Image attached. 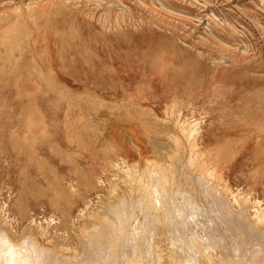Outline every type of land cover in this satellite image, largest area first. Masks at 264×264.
Here are the masks:
<instances>
[{
    "label": "rangeland",
    "instance_id": "obj_1",
    "mask_svg": "<svg viewBox=\"0 0 264 264\" xmlns=\"http://www.w3.org/2000/svg\"><path fill=\"white\" fill-rule=\"evenodd\" d=\"M154 172L180 225L148 201ZM121 197L144 264L263 255L264 0H0V226L81 258Z\"/></svg>",
    "mask_w": 264,
    "mask_h": 264
},
{
    "label": "bare ground",
    "instance_id": "obj_2",
    "mask_svg": "<svg viewBox=\"0 0 264 264\" xmlns=\"http://www.w3.org/2000/svg\"><path fill=\"white\" fill-rule=\"evenodd\" d=\"M206 2V1H205ZM198 14V13H197ZM163 17H164V15H163ZM195 17V16H194ZM208 22V21H207ZM226 23V22H225ZM224 24V23H223ZM233 27H234V25H233ZM210 36V35H209ZM216 37V36H215ZM211 39V38H210ZM213 40V39H212ZM215 41V40H214ZM10 45V44H9ZM14 45V44H13ZM215 46V45H214ZM221 49V48H220ZM220 55V54H219ZM221 59V58H220ZM227 59V58H226ZM226 59H224V61H226ZM221 61H223V60H221ZM221 61H220V64H221ZM223 63H225V62H223ZM222 63V64H223ZM219 64V65H220ZM173 107V106H172ZM173 115V114H172ZM176 122V121H175ZM183 128V127H182ZM183 131V130H182ZM194 133H195V131H194ZM193 134V133H192ZM189 135H191V134H189ZM180 154V153H179ZM186 159V158H185ZM184 159V160H185ZM188 161V160H187ZM190 162V161H189ZM189 164V163H188ZM151 165H152V163H151ZM147 167V166H146ZM155 167V166H154ZM170 167V166H169ZM173 167V166H172ZM171 168V167H170ZM190 168V167H189ZM152 169H153V167H152ZM159 169V168H158ZM150 170H151V168H150ZM159 170H161V169H159ZM158 170V171H159ZM192 170H193V167H192ZM147 171H149V170H147ZM152 171V173H153V170H151ZM172 171H174V170H171V173H172ZM197 171V170H196ZM176 172V171H175ZM150 172H148V174H149ZM157 173H159V172H157ZM197 173H199V172H197ZM196 173V174H197ZM142 174V173H141ZM148 174H145L146 176V178H147V175ZM160 174H161V171H160ZM183 174V173H182ZM152 175V177L150 178V180H146V181H149V184L147 185V186H149V188L152 190V191H150V193L148 192V194H150V195H148V201L150 202V204H151V207L153 206V204L155 203V202H158V204L159 205H161L162 207H164V209L166 210V212H164V214L166 215L167 214V216H169V218H170V221H171V223H173V222H176V223H179V222H181V220H179V214H181V213H179V211H175L176 209L178 210V203L173 199V202H171V203H169L168 205L169 206H167L166 207V205H167V203L168 202H166V200L167 201H169V199H170V197H169V199H166L165 200V204L164 203H162L161 202V200L160 201H157V199L159 198V197H157L156 195H158V194H156L157 193V191H158V189H159V187L156 185V183H155V179H156V177H155V175H157V174H155V172H154V176H153V174H151ZM177 175H179V174H177ZM142 176V175H141ZM158 176V175H157ZM162 176V175H161ZM173 176V180H174V175H172ZM182 176V175H181ZM192 176V175H191ZM190 176V177H191ZM196 176H198V175H196ZM202 176V175H201ZM158 177H160V176H158ZM170 177V176H169ZM177 177V176H176ZM188 177V176H187ZM194 177H195V175H194ZM203 177H205V176H203ZM203 177H201V178H203ZM149 178V177H148ZM153 178V179H152ZM155 178V179H154ZM162 178H164V177H162ZM184 178H185V176H184ZM192 178V177H191ZM200 178V179H201ZM140 179V178H139ZM160 179H161V177H160ZM167 179V178H166ZM205 178H203L202 180H204ZM157 180V179H156ZM165 180V179H164ZM170 180V179H169ZM168 180V181H169ZM180 180V179H179ZM191 180V179H190ZM167 181V180H166ZM187 181V180H186ZM205 181V180H204ZM157 182H159L158 180H157ZM181 182V181H180ZM187 182H189V180L187 181ZM192 182H194V181H192ZM192 182H190V183H192ZM195 182H197V181H195ZM201 182V181H200ZM203 182V181H202ZM161 183V182H160ZM162 183H163V179H162ZM139 184H140V182H139ZM157 184H159V183H157ZM164 184H166V182H164ZM204 184L206 185H208L209 186V184L208 183H206V182H204ZM160 185V184H159ZM169 185V184H168ZM200 185V184H199ZM139 186H142V185H139ZM146 186V187H147ZM191 186H192V184H191ZM210 186H213V185H211L210 184ZM143 187V186H142ZM163 187V186H162ZM166 187V186H165ZM165 187H163V188H165ZM174 187V186H173ZM173 187H172V189H173ZM178 187V186H177ZM200 187V186H199ZM205 187V186H204ZM207 187V186H206ZM145 188V187H144ZM148 188V187H147ZM201 188L203 189V187L201 186ZM143 189V188H142ZM202 189H201V191H202ZM212 189V188H211ZM139 190V189H138ZM137 190V191H138ZM169 190H170V186H169ZM168 189L166 190V191H169ZM213 190V189H212ZM134 191V190H133ZM146 192H147V190H145ZM149 191V190H148ZM160 191H162V189L160 188ZM165 191V192H166ZM172 191H174V190H172ZM214 191V190H213ZM145 192V193H146ZM164 192V191H163ZM182 192V191H181ZM180 192V193H181ZM203 192H204V189H203ZM211 192V191H210ZM139 193V192H138ZM140 193H144V190H142V192H140ZM144 193V194H145ZM159 194H160V192H158ZM166 193H168V192H166ZM169 193H171V191H169ZM176 193V192H175ZM174 193V194H175ZM214 193V192H213ZM133 194H135V193H133ZM179 194V193H178ZM207 194H209V192L207 193ZM147 194H145V196H146ZM161 195H162V192H161ZM160 195V196H161ZM169 195V194H168ZM177 195V194H176ZM189 195V194H188ZM215 195V194H214ZM213 195V196H214ZM141 196V195H140ZM159 196V195H158ZM163 196V195H162ZM166 196V195H165ZM165 196H163L164 197V199H165ZM170 196H172V195H170ZM216 196V195H215ZM214 196V197H215ZM162 197V198H163ZM176 197V196H175ZM181 197V196H180ZM217 197V196H216ZM139 198V197H138ZM145 197L143 196V198H142V200L144 199ZM161 198V197H160ZM161 198V199H162ZM168 198V197H167ZM173 198V196L171 197V199ZM213 198V197H212ZM124 198L123 197H121V199L120 200H123ZM137 199V198H136ZM170 199V200H171ZM184 199V198H183ZM188 199H189V197H188ZM218 199V198H217ZM233 199V198H232ZM135 200V199H134ZM142 200H140L141 202H142ZM145 200V199H144ZM187 200V199H186ZM126 201V202H125ZM123 200V202H122V204H120V203H118V204H120V206H118V204H115V205H112V206H110L109 205V208L107 209V211H110L111 213H112V217H109L108 216V214L105 212V211H103V212H105V214H107V217L106 218H104L103 220H101V225L99 224V226H94V227H92L90 230H84V235H83V239H84V241H83V246H82V251H83V256H82V254H81V258H77V257H71V256H65V255H62L61 253H59V251H58V249H50L49 247H46V246H44V245H41L40 243H38V241L36 240V238L32 235V234H28L26 237H25V239L26 238H30V242H33V243H35L40 249H43L44 250V253H45V255H44V264H118V261L120 260H117V254H118V252H120V251H123V250H121L122 249V247L124 246V244H126V241H128L127 243H130V246H131V249H130V251H131V253L128 251V253L126 252V255H128V254H131L130 256H129V258H128V256L126 257L125 256V252H124V254H123V258L124 257H126V258H124L125 260H127L128 259V261L130 260L131 261V263L130 262H127L126 261V263L125 264H144L143 263V261L145 262L146 261V258H148L147 257V254L145 255V252L144 253H142L143 251H144V249H146L145 247H143L144 246V244L146 243V240H151L152 239V236L151 235H148V236H146V234H144V235H141V234H139V230L136 232L135 231V229L139 226H137V227H134V225H133V227L131 228V229H133L131 232H126L127 233V235H125V236H121V235H118V234H115L116 232L118 233V231L120 232L122 229H121V227H118L117 228V226H120V225H122L123 223H124V221H125V223H126V219L128 218V216L127 215H125V213L123 212V210H124V208H125V206H127L128 204L127 203H129V201H130V199L127 201V200ZM146 201V200H145ZM145 201H143V202H145ZM148 201H146V202H148ZM162 201H164V200H162ZM201 201V200H200ZM204 201V200H203ZM132 202H133V199H132ZM145 202V203H146ZM185 202V201H184ZM144 203V204H145ZM219 204V202H217L216 201V204ZM223 203V202H222ZM127 204V205H126ZM133 204H134V202H133ZM138 204H139V202H138ZM157 204V203H156ZM155 204V205H156ZM186 204V203H185ZM192 204H193V202H192ZM202 204H203V202H202ZM214 204V203H213ZM141 205H143V204H141ZM140 205V206H141ZM153 206L154 208H157V205L156 206ZM158 205V206H159ZM191 205V204H190ZM230 205V204H229ZM107 206V205H106ZM130 206V205H129ZM129 206H127V207H129ZM136 206V205H135ZM140 206H137V208H140ZM195 206H197V205H195ZM209 206V205H208ZM211 206V205H210ZM215 206V205H214ZM133 207V206H132ZM131 207V208H132ZM144 208H147V207H145V206H143ZM142 207V208H143ZM162 207H158L160 210H161V208ZM182 207V206H181ZM218 207V205L217 206H215L214 208H217ZM222 207H223V205H221L219 208H221L222 209ZM130 208V209H131ZM136 208V209H137ZM192 208V207H191ZM190 208V209H191ZM218 208V209H219ZM245 208V207H244ZM126 209V208H125ZM128 210H129V208H127ZM125 210V212L126 213H128L127 211L128 210ZM141 209V208H140ZM164 209L161 211L162 212V214H163V211H164ZM174 209V210H173ZM182 209H183V207H182ZM211 209V208H210ZM246 209V208H245ZM146 210H148V211H150V209H146ZM157 210V209H156ZM160 210H158L157 212L159 213V211ZM181 210V209H180ZM217 210V209H216ZM215 210V211H216ZM226 209H224V211H225ZM244 210V209H243ZM119 211H121V212H123L122 213V216L120 217V215H121V212H119ZM130 211H132V210H130ZM139 211V210H138ZM142 211V210H141ZM153 211V210H152ZM219 211V210H218ZM221 211H223V209L221 210ZM222 212L223 214L226 212ZM101 212V211H100ZM102 212V213H103ZM181 212H184L183 210L181 211ZM220 212V211H219ZM232 212V211H231ZM230 212V213H231ZM109 213V212H108ZM142 213H143V211H142ZM229 213V212H228ZM227 213V214H228ZM110 214V213H109ZM129 214H130V212H129ZM136 214V213H135ZM135 214L133 215V216H135ZM146 214V213H145ZM148 214V213H147ZM146 214V215H147ZM151 214V213H150ZM183 214V213H182ZM210 214V213H209ZM213 214H215V213H213ZM227 214H226V216H227ZM263 214V213H262ZM123 215L125 216V217H123ZM131 215V214H130ZM155 215V214H154ZM158 215V214H157ZM187 215V214H186ZM190 215V214H189ZM212 215V214H211ZM216 215V214H215ZM225 215V214H224ZM223 215V216H224ZM229 215V214H228ZM142 216H143V214H142ZM148 216V215H147ZM146 216V217H147ZM150 216H153L152 214L150 215ZM156 216V215H155ZM159 216V215H158ZM178 216V217H177ZM184 216V215H183ZM226 216H224V217H226ZM231 216H232V214H231ZM238 216V215H237ZM236 216V217H237ZM160 217V216H159ZM166 216H164V218H165ZM181 215H180V219H181ZM223 217V218H224ZM230 217V216H229ZM228 217V219H231V218H229ZM234 216H232V218H233ZM235 217V218H236ZM240 217V219H242L243 220V222L245 223L244 225L245 226H248L249 228H253V226L249 223V221H248V219L247 218H245V216H243V213H242V215L241 216H239ZM244 217V218H243ZM133 218V217H132ZM137 217L135 216V219H136ZM147 218H149V217H147ZM168 218V217H167ZM197 218H198V216H197ZM217 218V217H216ZM152 219V218H151ZM205 219V218H204ZM225 219V218H224ZM123 220V221H122ZM132 220H134V219H132ZM147 220H149V219H147ZM157 220V219H156ZM163 220V219H162ZM182 220H186V219H182ZM189 220V219H188ZM232 220V219H231ZM234 220V219H233ZM129 221V220H128ZM136 221H137V219H136ZM135 221V222H136ZM154 221H155V219H154ZM153 221V222H154ZM179 221V222H178ZM208 221V220H207ZM230 221V220H229ZM237 221H238V219H237ZM146 222V221H145ZM183 222V221H182ZM188 222V221H187ZM227 222H228V220H227ZM234 222V221H233ZM232 222V223H233ZM239 223L237 224L238 226L240 225V221H238ZM129 223V222H128ZM127 223V224H128ZM155 223V222H154ZM162 223V222H161ZM212 223V222H211ZM225 223V225H226V222H224ZM229 223V222H228ZM227 223V225L229 226V224ZM231 223V224H232ZM132 223H130V226H132L131 225ZM134 224V223H133ZM137 224V223H136ZM151 224V223H150ZM149 224V225H150ZM158 224V223H157ZM174 224V223H173ZM185 224V223H184ZM126 225V224H125ZM145 225V224H144ZM172 225V224H171ZM179 225H180V223H179ZM233 225V224H232ZM231 225V226H232ZM235 225V224H234ZM237 225L235 226V227H237ZM243 225V226H244ZM124 226V225H123ZM128 226H129V224H128ZM146 226V225H145ZM152 226V225H151ZM155 226V225H154ZM154 226H152V228L154 227ZM176 226V225H175ZM208 226V225H207ZM214 226V225H213ZM230 226V227H231ZM187 227V226H186ZM195 227V226H194ZM219 227V226H218ZM221 227V226H220ZM235 227H233V228H235ZM127 229H128V227H126ZM125 228V229H126ZM130 228V227H129ZM150 228V227H149ZM192 228V227H191ZM212 228V227H211ZM232 227L230 228V229H233ZM238 228V227H237ZM121 229V230H120ZM170 229V228H169ZM172 229V228H171ZM215 229V228H214ZM148 231L149 230H151V231H153V229H147ZM188 230V229H187ZM213 230V229H212ZM225 230V229H224ZM234 230V229H233ZM232 230V231H233ZM238 230H240V229H237V231ZM251 230V229H250ZM255 230H257V229H255ZM255 230H253V231H255ZM123 232H124V230H122ZM126 231V230H125ZM173 231V230H172ZM186 231V230H185ZM227 231V230H226ZM246 231V232H245ZM252 231V230H251ZM0 232H3V233H6L7 234V239H8V241L12 244V245H15V246H17V247H19V246H21L22 245V242L25 240H16V239H13V237L12 236H10L9 234H8V232L5 230V228L4 227H1L0 226ZM122 232V235L124 234ZM142 232V234H143V231H141ZM211 232V231H210ZM214 232V231H213ZM231 232V231H230ZM229 232V233H230ZM236 232V231H235ZM234 232V233H235ZM241 232V231H240ZM239 232V233H240ZM258 232V231H257ZM256 232V233H257ZM125 233V234H126ZM145 233H146V231H145ZM174 233H175V231H174ZM237 233V232H236ZM238 233V234H239ZM253 233V232H252ZM119 234H121V233H119ZM152 234H153V232H152ZM167 234V233H166ZM171 234H173V233H171ZM182 234V233H181ZM189 234V233H188ZM193 234V233H192ZM241 234V233H240ZM244 234V235H243ZM251 234V233H250ZM258 234V233H257ZM261 234V233H260ZM259 234V235H260ZM154 235V234H153ZM174 235V234H173ZM180 235V234H179ZM184 235V234H183ZM242 235H243V237L245 236H249V233L247 232V229H245L244 228V231H242ZM254 235V234H253ZM253 235H251V236H253ZM258 235V236H259ZM262 235V234H261ZM258 236H256V237H258ZM154 237V236H153ZM172 237V236H171ZM186 237V236H185ZM194 237V236H193ZM228 237V236H227ZM233 237V236H232ZM239 237V236H238ZM241 237V236H240ZM239 237V238H240ZM255 237V238H256ZM259 237H261V236H259ZM258 237V238H259ZM234 238V237H233ZM253 238V237H252ZM261 238H264V237H261ZM82 239V240H83ZM183 239H184V237H183ZM196 240V238L194 237L193 238V240ZM217 239V238H216ZM221 239H226V237L225 238H221ZM232 239V238H231ZM236 239V238H235ZM240 239H242L243 240V238H240ZM245 239V238H244ZM247 239V238H246ZM250 239V238H249ZM153 240V239H152ZM177 240V239H176ZM180 240V239H179ZM191 240H192V238H191ZM206 240V239H205ZM248 240V239H247ZM257 240V239H256ZM264 240V239H263ZM155 241V240H154ZM178 241V240H177ZM186 241V240H185ZM199 241V240H198ZM204 241V240H203ZM215 241V240H214ZM231 241V240H230ZM234 241H236V240H234ZM243 241H245V243H246V240H243ZM250 241V240H249ZM252 241L253 240H251V242L250 243H252ZM255 241V240H254ZM179 242V241H178ZM181 242V241H180ZM183 242V241H182ZM196 242V241H195ZM195 242H193L194 244H195ZM205 242V241H204ZM240 242V241H239ZM193 243L191 244V245H193ZM206 243H208V242H206ZM213 243H216L217 244V242H213ZM212 243V244H213ZM222 243V242H221ZM228 243V242H227ZM234 243V242H233ZM241 244L242 243H244V242H240ZM245 243H244V245H245ZM257 244H258V248H259V243L258 242H256ZM155 244V243H154ZM183 244V243H182ZM186 243H184V245H185ZM197 244V243H196ZM198 244H201L200 242H198ZM197 244V245H198ZM239 244V243H238ZM241 244H239V245H241ZM247 244V243H246ZM253 244V243H252ZM196 245V246H197ZM208 244H206V246H207ZM210 245V244H209ZM213 245H215V244H213ZM218 245V244H217ZM216 245V246H217ZM236 245H237V243L235 242V246H234V249L236 248ZM128 245H125V248L127 247ZM145 246H146V244H145ZM179 246H180V244H179ZM183 246V245H182ZM242 246H243V244H242ZM247 246H248V244H247ZM252 246V245H251ZM143 247V248H142ZM154 247V246H153ZM176 247H178L177 245H176ZM189 247V246H188ZM210 247V246H209ZM237 247H238V245H237ZM240 247V246H239ZM244 247V246H243ZM253 247V246H252ZM251 247V248H252ZM159 248V247H158ZM186 248V247H185ZM194 248V247H193ZM208 248V247H207ZM227 248V247H226ZM226 248H225V250H226ZM244 248H246L247 249V247H244ZM244 248H242L241 247V250L242 249H244ZM249 248V247H248ZM257 248V247H256ZM262 248V247H261ZM127 249V248H126ZM178 249V248H177ZM187 249V248H186ZM195 249V248H194ZM204 249V248H203ZM217 249V248H216ZM219 249V248H218ZM217 249V250H218ZM223 249V248H222ZM254 249V248H253ZM4 250H6V249H4V246H3V244H0V252H2V251H4ZM60 250V249H59ZM159 250V249H158ZM224 250V251H225ZM237 250H239V249H237ZM81 251V250H80ZM154 251V250H153ZM155 251H156V249H155ZM182 251V250H181ZM185 251V250H184ZM195 251V250H194ZM193 251V252H194ZM212 251H215L214 249H212ZM236 251V250H235ZM255 251H257L256 249H255ZM263 251V250H262ZM148 252H149V249H148ZM188 252V251H187ZM186 252V253H187ZM189 252H191V251H189ZM192 252V253H193ZM220 252V251H219ZM227 252V251H226ZM251 252V251H250ZM249 252V253H250ZM253 252V251H252ZM251 252V253H252ZM123 253V252H122ZM121 253V254H122ZM156 253V252H155ZM185 253V254H186ZM192 253H190V254H192ZM215 253V252H214ZM218 253V252H217ZM216 253V254H217ZM233 253V252H232ZM250 253V254H251ZM256 253V252H255ZM259 253V252H258ZM257 253V254H258ZM120 254V255H121ZM143 254V255H142ZM149 254V253H148ZM157 254V253H156ZM162 254V253H161ZM161 254L159 255V257L161 256ZM179 254H180V252H179ZM197 254V253H196ZM250 254H249V256H250ZM256 254V255H257ZM262 254L263 255H260L259 257L258 256H256L257 257V259H256V257H252V258H255V259H251V257L250 258H248L247 257V259L244 257V259L245 260H249L250 261V264H264V253L262 252ZM119 255V254H118ZM150 255V254H149ZM167 255V254H166ZM219 255V254H218ZM221 255V254H220ZM232 255V254H231ZM254 255V254H253ZM73 256V255H72ZM145 256V257H144ZM186 256H187V254H186ZM188 256H190V255H188ZM222 256H224V254H222ZM237 256V255H236ZM152 257V256H151ZM155 257H157V256H155ZM170 257V256H169ZM204 257H206V256H204ZM242 257V256H241ZM240 257V258H241ZM120 258V257H119ZM122 258V257H121ZM136 258H139V260L138 259H136ZM153 258V257H152ZM161 258V257H160ZM159 258V260H160V262H161V260H163V259H160ZM164 258H165V256H164ZM188 258V257H187ZM194 258V257H193ZM212 258V257H211ZM131 259H133V260H131ZM141 259V260H140ZM149 259H150V257H149ZM154 259V258H153ZM186 259V258H185ZM214 259V258H213ZM226 259V258H225ZM230 259V258H229ZM237 259V258H236ZM235 259V260H236ZM239 259V258H238ZM156 260H157V258H156ZM171 260V259H170ZM173 260V259H172ZM176 260V259H175ZM181 260V259H180ZM203 260V259H202ZM124 261V260H123ZM122 261V262H123ZM168 261H169V259H168ZM167 260L166 261H162V262H165L166 264H184V263H181V262H178V261H172L171 263H170V261L168 262ZM184 261H186L185 262V264H192V260H190V259H188V260H184ZM200 261V260H199ZM220 261V260H219ZM231 261V260H230ZM241 261V260H240ZM243 261V260H242ZM242 261H241V263H242ZM110 262V263H109ZM147 262V261H146ZM154 261L152 260V263H153ZM159 262V263H160ZM206 262V261H205ZM214 262V261H213ZM245 262V261H244ZM148 263V262H147ZM146 263V264H147ZM158 262L156 263V264H159ZM196 263V262H195ZM208 263V262H207ZM230 263V262H229ZM228 263V264H229ZM234 263H235V261H234ZM121 264V263H120ZM196 264H198V263H196ZM199 264H203V262H199ZM237 264H238V261H237ZM245 264H246V262H245ZM248 264V263H247Z\"/></svg>",
    "mask_w": 264,
    "mask_h": 264
},
{
    "label": "clouds",
    "instance_id": "obj_3",
    "mask_svg": "<svg viewBox=\"0 0 264 264\" xmlns=\"http://www.w3.org/2000/svg\"><path fill=\"white\" fill-rule=\"evenodd\" d=\"M0 244H3L4 251L0 252V264H44V250L26 238L22 245H12L7 234L0 232Z\"/></svg>",
    "mask_w": 264,
    "mask_h": 264
}]
</instances>
